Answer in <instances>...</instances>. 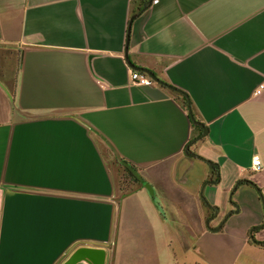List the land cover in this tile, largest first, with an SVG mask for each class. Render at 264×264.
Wrapping results in <instances>:
<instances>
[{"label": "crops", "instance_id": "0c3cea01", "mask_svg": "<svg viewBox=\"0 0 264 264\" xmlns=\"http://www.w3.org/2000/svg\"><path fill=\"white\" fill-rule=\"evenodd\" d=\"M0 50V264H264V0H0Z\"/></svg>", "mask_w": 264, "mask_h": 264}, {"label": "water", "instance_id": "95a60500", "mask_svg": "<svg viewBox=\"0 0 264 264\" xmlns=\"http://www.w3.org/2000/svg\"><path fill=\"white\" fill-rule=\"evenodd\" d=\"M143 71L154 82H158L157 78L153 75V73L147 70H143ZM191 121L193 125L198 126L202 129L203 131L202 137H205L208 134V130L203 124L195 121L192 117H191ZM124 166L127 167L138 180H141L137 171H135L133 168H131L127 164H124ZM209 166H212V165L209 163ZM145 187L152 193V189L148 184H145ZM219 229H220V226L212 230L218 231ZM105 258H106V253L103 249L80 248L65 262V264H78L83 261H87L89 264H105Z\"/></svg>", "mask_w": 264, "mask_h": 264}, {"label": "trees", "instance_id": "16d2710c", "mask_svg": "<svg viewBox=\"0 0 264 264\" xmlns=\"http://www.w3.org/2000/svg\"><path fill=\"white\" fill-rule=\"evenodd\" d=\"M184 99H185V105H186V108L188 110V113H189V116H192L191 114V104L189 102V100L184 96ZM194 129L195 131H197V134L195 136H193L190 140H189V143L188 145L191 146L192 144H194L196 141H198L201 137H202V129L198 126H195L194 125ZM188 152V155H191V153L189 151ZM135 170L134 167H131ZM125 172L126 174L131 178V180L135 183H140L141 180H138L132 173L131 171L125 167ZM219 180V173H218V167L217 165H213V168H212V171H211V176L205 181V184L206 183H217ZM240 182H238V184H240ZM238 211V207L236 205H234V209L233 211L230 212V214L232 213H237ZM214 213H215V209H212L209 214L207 215V218L206 220H209L210 217H213L214 216ZM257 228H252L250 231H249V241L253 244H258V245H261V246H264V242H256L254 240V238L252 237V233L256 230Z\"/></svg>", "mask_w": 264, "mask_h": 264}, {"label": "rangeland", "instance_id": "374dc122", "mask_svg": "<svg viewBox=\"0 0 264 264\" xmlns=\"http://www.w3.org/2000/svg\"><path fill=\"white\" fill-rule=\"evenodd\" d=\"M1 55H3V52L0 50V78L2 77H8L12 75L13 72V67L11 68V66L7 67L6 64H4L1 61ZM132 186V180L131 178L127 175V174H123V172L119 173V187L123 192H126L127 190H129ZM164 208L165 210H172V206L167 202L164 201ZM195 206H193L192 204L188 203L186 205H180V210L182 212H184L185 214H188L189 216H192V218L194 220L198 219V212L194 209ZM223 220V219H222Z\"/></svg>", "mask_w": 264, "mask_h": 264}, {"label": "built area", "instance_id": "2783aa9c", "mask_svg": "<svg viewBox=\"0 0 264 264\" xmlns=\"http://www.w3.org/2000/svg\"><path fill=\"white\" fill-rule=\"evenodd\" d=\"M159 0H150V5H157ZM131 80L135 85L138 86H152L156 82H154L146 73L140 71H132L131 72ZM264 87L261 86L257 89L256 94H259ZM260 161L258 157H254L252 160V169L255 171L260 170Z\"/></svg>", "mask_w": 264, "mask_h": 264}]
</instances>
